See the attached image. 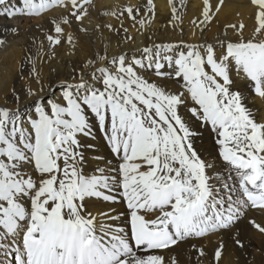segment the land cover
I'll return each instance as SVG.
<instances>
[{
  "label": "snow or ice",
  "instance_id": "6c2138e0",
  "mask_svg": "<svg viewBox=\"0 0 264 264\" xmlns=\"http://www.w3.org/2000/svg\"><path fill=\"white\" fill-rule=\"evenodd\" d=\"M224 4L202 0L194 28ZM168 5L165 27L182 36L185 0ZM246 7L248 36L241 19L214 42H158L154 0L99 12L95 0H0V49L35 22L26 60L39 86L0 103V264H181L184 246L189 264H222L225 234L245 248L239 222L264 216V0ZM94 13L119 23L95 32L141 46L110 54L109 42L43 81L37 60L63 44L74 55ZM211 237V252L190 243Z\"/></svg>",
  "mask_w": 264,
  "mask_h": 264
},
{
  "label": "bare ground",
  "instance_id": "6f19581e",
  "mask_svg": "<svg viewBox=\"0 0 264 264\" xmlns=\"http://www.w3.org/2000/svg\"><path fill=\"white\" fill-rule=\"evenodd\" d=\"M129 0H95L97 10L103 11L106 8L118 4L128 3ZM132 3L139 2V0H131ZM217 0H212L215 4ZM156 5L155 21L149 30V34L159 41H178L184 39L186 41H208L214 42L218 38H223L225 26L227 24L236 23L239 20L247 25L245 36L249 35L251 31L253 21L249 19L250 9L246 7L247 0H225V4L221 11L216 15L211 25L204 31L203 34L199 29L194 28L191 21L200 15L202 0H185V7L183 9V22L181 27L183 28V35L181 36L179 29L173 30L171 27H165L170 20L171 13L168 5V0H154ZM237 13L241 15L238 16ZM108 23L111 22L115 27L119 28V23L114 19L108 17L99 16L94 13L92 23L89 25L88 21H85L86 26L90 28L89 35L85 36L80 34L79 44L75 49L74 55L67 54L68 45L63 44L57 46L55 49V60L48 61L37 60V69H42L41 79L47 81L49 78L54 77L57 73L66 75L72 70L73 65L82 63L89 57L95 55L97 51H103L104 46L110 42V54L141 46V37L137 36L135 44L125 45L123 43V33L117 36L115 32H109L104 29L103 36L100 33L94 31L96 23ZM4 21L0 20V24ZM45 26L47 22L45 21ZM195 31L196 35L192 33ZM38 29L35 27V22H32L30 26L28 21L20 22L19 36L12 39L7 48L0 49V103H3L6 94H11L12 90L16 92H23L29 86L33 89H37L39 86L35 80L29 75L31 65L27 62V49L31 48L32 52H35V46L31 44L32 35L37 33ZM231 35V30H229ZM120 43V47H117V43ZM23 62V63H22ZM56 69V72H52L51 69ZM256 107H259L258 101H252ZM249 219H255L257 223H264V216L255 211H249L247 216L243 218L238 228L241 231L242 237L245 242V248L243 250L236 248L229 235L223 236L225 244L222 264H264V235L257 232L252 225L248 222ZM190 243L204 244L209 252L217 245V237H211L204 241H191ZM189 248L187 246L177 249L176 255L181 264H189ZM194 264V260H193ZM207 264V259H205Z\"/></svg>",
  "mask_w": 264,
  "mask_h": 264
}]
</instances>
